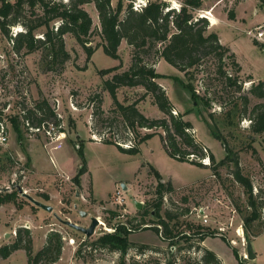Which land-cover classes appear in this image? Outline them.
<instances>
[{"label": "rangeland", "instance_id": "374dc122", "mask_svg": "<svg viewBox=\"0 0 264 264\" xmlns=\"http://www.w3.org/2000/svg\"><path fill=\"white\" fill-rule=\"evenodd\" d=\"M164 1L172 8L182 3V0ZM117 2L111 0L112 7ZM133 2L138 1L122 0L124 7ZM256 4L259 6L254 5L253 8V3H249V10L255 9L264 16V4L261 0ZM83 8L92 19L88 45L94 48V53L87 62L81 46L71 35H65V50L70 57L60 71L46 70L42 50L15 54L11 42H7L0 33V132L6 137V142L0 144V193L15 195L13 202L0 206V247L12 244L17 231L23 228L29 231L33 255L45 245L51 232L60 234V257L52 264H204L201 258L205 249L212 251L220 264H240L232 249L244 264H264V133H252L249 121L250 109L264 103V99L247 92L251 83L264 81V47L252 43L248 30L240 32L233 41L235 60L243 70L238 74L242 92L234 94L223 91L221 82L224 79L216 74L219 62L213 54L186 70V74L157 58L154 50L143 54L144 62L166 77L155 82L165 90L170 102L180 108L182 113H177H186L184 120L191 123V134L196 141L213 154L216 163L226 156L236 159L237 168L252 185V195L258 199L257 203H263L258 211L261 216L251 223L247 237L243 218L251 207L248 194L233 177L235 162L226 160L214 171L208 168L207 159L200 161L206 168L178 162L167 155L158 135L142 143L140 152L134 155L103 143L116 142L126 148L134 136L129 134L126 137L119 118L112 127H108L107 117L113 104L102 81L114 73L99 76L101 70L115 66H119L116 73L127 70L131 64L132 48L122 40L118 47L119 60L105 55L98 47L102 40L94 5L86 4ZM21 30L16 26L11 32L15 35ZM207 31L211 32L209 26ZM219 31L227 33L226 39L233 37L230 31ZM42 32L43 29L38 30L36 37H41ZM226 39V42H231ZM228 56L223 57L222 70L233 76L235 73ZM250 75L258 81L253 82ZM172 77L192 85L199 97L210 100V106L205 107L200 101L192 100L188 91ZM249 78L251 81L246 82ZM96 94L100 96V109L104 112L100 118L93 116V106L98 102L94 97ZM243 94H248L249 105L245 117H240L236 110H232L231 102L238 98L240 103L239 95ZM116 96L123 105L137 102V109L150 119L164 117L153 104L152 97L145 94L140 86L121 87ZM40 100H46L59 118L64 138L51 142L44 132L28 133L23 111L32 109ZM12 117H17L22 134L20 139L13 130ZM211 132H216L220 140L214 139ZM149 133L164 135L160 128H137L136 141ZM57 145L61 147L54 149ZM79 145H82L89 174L80 178L77 186L73 177L80 160L76 151ZM51 159L70 174L69 180L65 179L62 171L56 170ZM150 167L161 176L165 186L162 190H158V181ZM168 183L170 190H167ZM28 197L50 206L51 212L35 206ZM137 202L141 204L140 209L136 208ZM158 202V215H155ZM79 212H85L87 216L82 217ZM165 212L175 214V219H165ZM91 217L102 224L89 238L64 224V221H70L87 228ZM160 220L167 222L177 236L173 240L174 245H170L169 240H162L153 228L159 226L162 230ZM125 223L132 230L128 236L132 246L124 255L91 247V242L104 233L113 232L114 226ZM186 224L198 226L205 233L212 232V236L203 241L192 237L186 242L180 239L184 230L192 235V231L185 228ZM252 234L261 236L253 239ZM248 242L257 256L253 260L244 256ZM78 250L79 255L76 253ZM0 264H28L26 253L19 249L7 259L0 260Z\"/></svg>", "mask_w": 264, "mask_h": 264}, {"label": "trees", "instance_id": "16d2710c", "mask_svg": "<svg viewBox=\"0 0 264 264\" xmlns=\"http://www.w3.org/2000/svg\"><path fill=\"white\" fill-rule=\"evenodd\" d=\"M203 1L182 0L178 11L170 7L168 2L164 0L147 1L140 10L135 11L132 9L131 3L124 7L122 0H118L115 7H112L111 0H66L65 2L61 0H0V33L7 42H11V48L15 54H20L23 51L32 53L42 50L47 71H56L57 69L60 71L65 62L69 60L70 56L65 50L64 44L65 35H71L76 43L81 46L88 62L94 53V48L88 45L92 31V19L83 6L92 3L100 25L99 36L102 42L98 47L102 49V52L114 60H119L118 47L122 40L132 48L131 64L127 70L116 73L119 66H115L101 70L99 76L104 77L114 73L110 78L102 81V86L113 104L109 117H107L109 119L108 127H112L116 118H119L121 130L126 132V137L129 134L134 136L132 141H128L129 146L126 148L116 142L103 141V143L112 144L120 152L134 155L140 152L139 147L142 143L158 135L167 155L178 162H187L194 166L206 168L200 161L207 159L209 160L208 168L212 171L223 165L226 160L235 162L236 169L233 172V177L248 194V203L251 207V211L243 218L244 233L248 237L251 223L260 218L261 212L258 211L263 207V203H257L258 199L252 195V185L249 179L242 175L237 168L236 159L231 160L226 156L224 160L216 163L213 154L196 141L194 135L191 134V123L184 120L186 113L179 114L176 111V114H173L175 109L165 90L155 82L156 79L166 77L155 72L154 68L143 60L144 53H148V50H154L157 58L186 74V70L199 65L204 57L213 54L219 62L216 74L224 79V82H221L224 84L223 91L233 94L241 93L242 81L238 75L241 68L236 62L234 54L219 42L216 33L207 31L209 22L198 16ZM261 1L264 4V0ZM16 26L21 27L22 30L13 35L11 30ZM40 29H43L42 35L36 37V32ZM252 42L263 47L254 40ZM226 54L229 55L228 58L235 73L233 76L222 70V61ZM172 79L174 82H179L188 91L192 100L200 101L205 107L210 106V100L199 97L192 85L184 83L176 77H172ZM249 81H251L250 78L246 82ZM138 86L145 90V94L152 97L153 104L164 115L163 118L150 119L137 109V102L123 105L117 100L116 92L119 88ZM247 92L258 99H264V81H259L257 84L251 83ZM247 95H239L240 103L237 102L238 98L231 102L232 110H236L240 117H245L248 110L249 98ZM94 97L98 102L96 106H93V116L100 118L104 115L100 109V96L96 94ZM249 114L250 131L255 134L264 133V103L254 105ZM23 117L33 127L50 123L62 131L59 118L46 100L37 101L32 109L23 111ZM11 123L13 130L20 139L22 134L17 117H12ZM137 128L148 130L160 128L164 135L149 133L136 141L135 131ZM211 135L214 139L220 140L216 132H211ZM76 151L80 160L73 181L79 186L80 177L87 173L88 169L82 145H79ZM150 172L158 181V190H162L165 186L158 171L150 167ZM167 190H170V183L167 184ZM14 196V193H0V206L13 202ZM159 206V202L155 204V215H158ZM175 217V214L165 212V219L170 221ZM128 225L125 223L114 226L113 232L104 233L91 242V247H99L110 252L117 251L124 255L127 249L132 246L128 239L132 230L127 228ZM159 225L162 226L161 231L157 227L153 228L160 234L162 240H169L170 245H174L175 241L173 240L177 236L173 234L169 224L160 220ZM185 228L192 231V235L187 234L186 230L181 233L180 239L186 242L192 237L203 241L207 236H212V232L205 233L198 226L186 224ZM252 236L260 235L252 234ZM23 238L25 239L23 240ZM144 247L141 246L140 248ZM19 249L25 251L28 264H52L60 257L62 239L57 232H51L45 245L33 255L29 231L20 228L12 244L0 247V260L7 259ZM232 251L239 263L244 264L238 258L236 251L234 249ZM76 253L79 255L80 250ZM201 261L204 264H220L218 257L207 249L204 250Z\"/></svg>", "mask_w": 264, "mask_h": 264}, {"label": "crops", "instance_id": "0c3cea01", "mask_svg": "<svg viewBox=\"0 0 264 264\" xmlns=\"http://www.w3.org/2000/svg\"><path fill=\"white\" fill-rule=\"evenodd\" d=\"M235 1H237V2H235ZM225 2H227V4H225ZM256 2H257V0H234V1L204 0L202 3V6H201V10H199V11H203V12H210V15H211L210 19H213V22L211 24V21H210L209 30L218 35L220 43L223 46H226L227 48H229L230 51L236 57V59H237V56H236V53L234 51L235 47L232 45L233 41L236 40V37H238L240 32H245V31L249 30L250 28H253L255 25H259V24L264 23V16L260 15L257 11H255V9L249 10V3H253V8H255L254 5L259 6L256 4ZM230 4L233 5V7H230L231 6ZM224 7L226 8L225 11H224ZM219 29H225V31L227 30V31H230L232 33L233 37L227 38V39L231 40L230 43L225 41L227 33H225L224 31L220 32ZM239 66L241 67V71H243L242 66L240 64H239ZM253 78L254 77H252V79ZM256 81H258V80L254 78L253 82H256ZM171 103H172L175 111L182 113L180 108L173 101ZM51 161L53 162L52 159H51ZM53 163H54V167L56 168L57 171H62L66 177H68V175H70V174H67L66 171H64V169L60 167V165L56 164L55 161ZM78 167H79V163H78ZM76 169H77V167H76ZM87 169H88L87 173L82 175L80 177L81 179L86 174H89L88 166H87ZM50 197H51V195H50ZM257 237H259V236H257ZM257 237H254L253 239H255ZM256 257L257 256L255 255V258Z\"/></svg>", "mask_w": 264, "mask_h": 264}, {"label": "built area", "instance_id": "2783aa9c", "mask_svg": "<svg viewBox=\"0 0 264 264\" xmlns=\"http://www.w3.org/2000/svg\"><path fill=\"white\" fill-rule=\"evenodd\" d=\"M137 1L138 2H136V3L135 2L132 3V9L135 11L140 10L147 2L144 0L143 1L137 0ZM228 1H234V0H228ZM179 7H180V5L178 7L175 6L173 8L178 11ZM198 16L200 18H205L209 23L211 21L210 20V17H211L210 12H203V13L199 12ZM251 29L247 31V35L249 37H251L252 40L256 41L258 44L263 45V47H264V23H262L261 25L255 26L252 30ZM173 114H176V111H173ZM24 124H25L26 129L28 130L29 134H36V133L44 132L45 135L48 137V139L51 142L58 141V140L64 138L63 131H60L57 127H55L54 125H52L50 123L43 124L40 127H33L26 120L24 122ZM4 142H6V137L3 135V132H0V144H4ZM60 147H61L60 145H57L54 147V149H59ZM65 179L69 180L68 177H65ZM201 214H202V212H201ZM203 218H205V217H203ZM99 224L101 225L102 223L99 221ZM99 224H98V226H99ZM157 228H160V227L158 226ZM128 230H130V229H128ZM244 256L246 258V255H244Z\"/></svg>", "mask_w": 264, "mask_h": 264}, {"label": "water", "instance_id": "95a60500", "mask_svg": "<svg viewBox=\"0 0 264 264\" xmlns=\"http://www.w3.org/2000/svg\"><path fill=\"white\" fill-rule=\"evenodd\" d=\"M143 1V0H142ZM28 199L37 207L47 211V212H51L52 208L50 206H47L41 202H38L36 200H33L31 198L28 197ZM136 208L137 209H140L141 208V204L140 203H136ZM80 213V216L82 217H85L87 216V214L85 212H79ZM64 224L67 225L68 227L76 230V231H79L81 233H83L85 235L86 238H89L95 231L96 227L98 226L99 224V221L97 218H93L91 217L90 218V224L87 228L85 227H82V226H79L75 223H72L70 221H64ZM255 258V254L253 253L252 251V248H251V245H250V242L247 243V246H246V259L248 260H253Z\"/></svg>", "mask_w": 264, "mask_h": 264}, {"label": "bare ground", "instance_id": "6f19581e", "mask_svg": "<svg viewBox=\"0 0 264 264\" xmlns=\"http://www.w3.org/2000/svg\"><path fill=\"white\" fill-rule=\"evenodd\" d=\"M211 20V24H212V19H210ZM214 24V23H213ZM65 137V136H64ZM241 230V229H240Z\"/></svg>", "mask_w": 264, "mask_h": 264}]
</instances>
